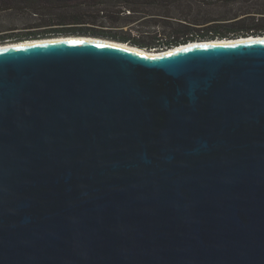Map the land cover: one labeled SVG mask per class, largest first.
Returning <instances> with one entry per match:
<instances>
[{
    "label": "water",
    "instance_id": "water-1",
    "mask_svg": "<svg viewBox=\"0 0 264 264\" xmlns=\"http://www.w3.org/2000/svg\"><path fill=\"white\" fill-rule=\"evenodd\" d=\"M174 49L0 46V264H264V35Z\"/></svg>",
    "mask_w": 264,
    "mask_h": 264
},
{
    "label": "trees",
    "instance_id": "trees-1",
    "mask_svg": "<svg viewBox=\"0 0 264 264\" xmlns=\"http://www.w3.org/2000/svg\"><path fill=\"white\" fill-rule=\"evenodd\" d=\"M99 1L101 0H0V10H15L20 14L29 13L44 18L42 26H54V33L74 35L81 33L76 25L85 22L79 15H66L63 11L74 10L84 3H91L95 7ZM116 1L128 10L131 16L140 14L142 18L161 19L175 25L169 41L157 46L134 43L139 47L163 50L191 41L264 35V0ZM50 35L28 33L17 37L15 41ZM1 41L2 39L0 43Z\"/></svg>",
    "mask_w": 264,
    "mask_h": 264
},
{
    "label": "rangeland",
    "instance_id": "rangeland-1",
    "mask_svg": "<svg viewBox=\"0 0 264 264\" xmlns=\"http://www.w3.org/2000/svg\"><path fill=\"white\" fill-rule=\"evenodd\" d=\"M122 10L124 12H121ZM57 12L59 13L60 11ZM63 13L66 15L74 13L80 16V19L85 23L76 25V27L83 34L69 35L54 33L53 30H56L54 26H42L44 18H38L29 13L20 14L15 10H0V39H2L0 44L17 42L15 40L19 36L36 33L39 35L51 34L50 36H40L37 39L95 37L116 42L128 40L131 44L137 43L157 46L171 39V33L175 26L171 22H166L161 19L142 18L139 16L140 14L131 16L129 15V11L116 0H101L95 7L91 3H84L80 4L74 10L68 9L63 11ZM47 17L49 19V16Z\"/></svg>",
    "mask_w": 264,
    "mask_h": 264
},
{
    "label": "bare ground",
    "instance_id": "bare-ground-1",
    "mask_svg": "<svg viewBox=\"0 0 264 264\" xmlns=\"http://www.w3.org/2000/svg\"><path fill=\"white\" fill-rule=\"evenodd\" d=\"M64 39H84V40H95V41H109V42H112V43H117V44H120L122 46H125V47H129L133 50H136L138 52H142V53H150V54H155V53H162L164 51H173L175 50L174 47L172 48H168L166 50H161V51H150V50H146V49H143V48H138L136 46H132L130 44H127V43H123V42H116V41H111V40H105V39H101V38H95V37H55V38H43V39H37V40H52V41H55V40H64ZM27 41H31V40H27ZM14 43H19V42H13V43H5V44H0V46H3V45H10V44H14ZM178 49V48H176Z\"/></svg>",
    "mask_w": 264,
    "mask_h": 264
},
{
    "label": "flooded vegetation",
    "instance_id": "flooded-vegetation-1",
    "mask_svg": "<svg viewBox=\"0 0 264 264\" xmlns=\"http://www.w3.org/2000/svg\"><path fill=\"white\" fill-rule=\"evenodd\" d=\"M81 34H83V33H80V34H74V35H81ZM117 41H119V40H117ZM125 42L128 43V44H131L130 41H128V40H126ZM131 45L137 46V45H135V44H131ZM137 47H139V46H137ZM140 48H144V47H140ZM144 49H148V50H158V48H155V47H152V48H146V47H145ZM160 50H161V49H160Z\"/></svg>",
    "mask_w": 264,
    "mask_h": 264
}]
</instances>
